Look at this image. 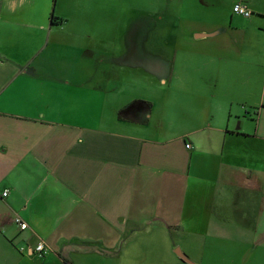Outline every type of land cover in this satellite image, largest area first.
Returning <instances> with one entry per match:
<instances>
[{
    "label": "crops",
    "instance_id": "1",
    "mask_svg": "<svg viewBox=\"0 0 264 264\" xmlns=\"http://www.w3.org/2000/svg\"><path fill=\"white\" fill-rule=\"evenodd\" d=\"M210 250L264 264V0H0V264Z\"/></svg>",
    "mask_w": 264,
    "mask_h": 264
},
{
    "label": "rangeland",
    "instance_id": "2",
    "mask_svg": "<svg viewBox=\"0 0 264 264\" xmlns=\"http://www.w3.org/2000/svg\"><path fill=\"white\" fill-rule=\"evenodd\" d=\"M159 1L161 2L163 0H159ZM128 14L131 15L130 14V11H125L124 14H120V18L123 19V18L127 17L126 15H128ZM173 15L177 18V21L176 22H178V24L181 27L180 36H182V35L183 36H187L188 33H189V29H188V27L186 25H183L184 24L183 14L182 13H178V11L175 10V13L173 12ZM110 21H113V20H110ZM212 241L213 240L211 239L210 240V243L211 244H212ZM174 243H176L178 246L179 245L182 246V244H180V240L177 239V238L175 239V242ZM224 247H228V245L222 244V249H224ZM211 251L212 250H210V252H208L207 257H206V261L208 262V264H220L219 263V259H215L217 256L219 257V254H218L217 250H215V252H213V253H211ZM220 258H222L223 260H227L228 259V256L226 254L224 255V253H223L220 256ZM226 264H230V263L227 261ZM237 264H243V263L242 262H239Z\"/></svg>",
    "mask_w": 264,
    "mask_h": 264
},
{
    "label": "built area",
    "instance_id": "3",
    "mask_svg": "<svg viewBox=\"0 0 264 264\" xmlns=\"http://www.w3.org/2000/svg\"><path fill=\"white\" fill-rule=\"evenodd\" d=\"M233 13L241 15L243 17H248L250 15V12L247 10V8L242 6L241 4L234 5ZM186 148H189L188 144L186 145ZM3 196H5V194ZM15 223L20 227V229L25 228V224L20 219H15ZM43 249H44L43 244L38 243L36 247L34 248V251L36 253H41Z\"/></svg>",
    "mask_w": 264,
    "mask_h": 264
},
{
    "label": "water",
    "instance_id": "4",
    "mask_svg": "<svg viewBox=\"0 0 264 264\" xmlns=\"http://www.w3.org/2000/svg\"><path fill=\"white\" fill-rule=\"evenodd\" d=\"M175 253H176L177 255H180V253H179V251H178V250H176V251H175Z\"/></svg>",
    "mask_w": 264,
    "mask_h": 264
}]
</instances>
